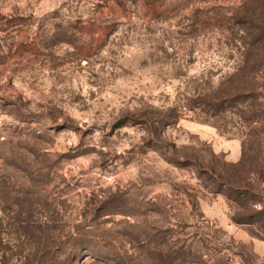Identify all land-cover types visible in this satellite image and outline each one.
I'll use <instances>...</instances> for the list:
<instances>
[{
    "label": "rangeland",
    "instance_id": "obj_1",
    "mask_svg": "<svg viewBox=\"0 0 264 264\" xmlns=\"http://www.w3.org/2000/svg\"><path fill=\"white\" fill-rule=\"evenodd\" d=\"M257 121L264 0H0V264H264Z\"/></svg>",
    "mask_w": 264,
    "mask_h": 264
},
{
    "label": "trees",
    "instance_id": "obj_2",
    "mask_svg": "<svg viewBox=\"0 0 264 264\" xmlns=\"http://www.w3.org/2000/svg\"><path fill=\"white\" fill-rule=\"evenodd\" d=\"M163 4L164 3L161 2L160 4L151 5V7L154 10L158 11V14H162L163 12H167V10H168L166 7H164ZM28 44L29 43H24L23 42V43H20V45L18 47L19 48H22V47L26 48L27 46H30ZM222 101L224 102L225 100L224 99H219V101H218V99H217L216 100V103H221ZM216 103L214 104V106L216 105ZM216 110L217 111L218 110L220 111L221 108H217ZM129 120H130V117H124L121 120H119V122L117 124L119 126H121L122 124H125ZM212 124H214V122H212ZM256 125L257 126H261L262 127L261 130H263V132H264V121H261V122L260 121H257V124ZM261 150H262V147L259 148V153L260 154H261ZM233 166L234 167H238L239 168V171L241 173H245L246 172V173L252 174V176L254 177L253 179H254L255 182L246 184L245 187L242 189L243 191H241L242 197L243 198L247 197L249 199L250 196H253V193L255 192L254 190H256V189H254V187H253L254 185L253 184H255V183H257V184H263L264 183V164L261 163V161L259 160V157H257V158H253L252 157L250 159V162H247V163L244 161V158H241V160L238 163L233 164ZM240 169H242V171ZM263 189L264 188H262V190ZM258 212L264 213V208H261ZM254 215H252V216H254ZM84 236H86V235H84ZM77 248L80 249L81 246H72L71 247L72 250H77Z\"/></svg>",
    "mask_w": 264,
    "mask_h": 264
}]
</instances>
